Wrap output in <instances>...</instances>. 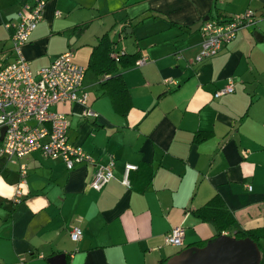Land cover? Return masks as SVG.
Listing matches in <instances>:
<instances>
[{
	"label": "crops",
	"instance_id": "1",
	"mask_svg": "<svg viewBox=\"0 0 264 264\" xmlns=\"http://www.w3.org/2000/svg\"><path fill=\"white\" fill-rule=\"evenodd\" d=\"M34 1L0 0V66L12 61L7 23ZM247 10L255 24L197 63L195 25ZM104 35L110 44L97 54L101 64L109 50L111 58L116 52L145 62L97 74L91 56ZM68 50L87 67V106L97 117L77 103L52 110L67 114L70 142L101 164L114 161V178L95 190L92 164L68 170L39 152L19 163L0 156V264H49L60 253L67 264H172L183 250L205 246L213 229L230 236L261 230L264 264V0H47L23 53L37 72ZM117 74L130 96L123 111L105 90ZM229 78L235 92L215 98ZM127 164L137 166L129 187L122 184ZM214 199L215 213L199 216ZM229 215L234 222L226 227ZM75 226L79 241L70 237ZM175 226L185 228L182 247L166 242Z\"/></svg>",
	"mask_w": 264,
	"mask_h": 264
},
{
	"label": "built area",
	"instance_id": "2",
	"mask_svg": "<svg viewBox=\"0 0 264 264\" xmlns=\"http://www.w3.org/2000/svg\"><path fill=\"white\" fill-rule=\"evenodd\" d=\"M46 1L25 3L19 11L18 20L7 23V27L13 31L10 49L12 61L0 66V156L18 162L31 153L39 152L47 158L61 159L68 170L79 164H92L95 171L90 187L101 190L114 178V161L101 164L81 145L70 142L67 114L52 110L56 104L77 103L85 106L87 117H97V112L87 106L88 95L84 90L87 67L74 62V52L68 50L49 65L34 72L23 53L32 33L43 19ZM255 22V13L251 10L225 19L209 18L204 21L200 27L202 41L195 57L196 62L202 63L218 55L237 37L240 30ZM119 57V53H112L115 60ZM144 62L145 58L137 64ZM235 85L236 80L229 78L225 86L214 92V97L234 93ZM3 129L5 132L1 140ZM136 169V165L125 166L123 185L130 186L129 173ZM27 174L26 164L20 162V184L26 182ZM248 188L252 187L249 185ZM16 195L18 198L24 196L21 186ZM82 236L80 227L71 229L70 237L73 241H79ZM184 237L185 228L175 226L166 235V242L182 247Z\"/></svg>",
	"mask_w": 264,
	"mask_h": 264
},
{
	"label": "water",
	"instance_id": "3",
	"mask_svg": "<svg viewBox=\"0 0 264 264\" xmlns=\"http://www.w3.org/2000/svg\"><path fill=\"white\" fill-rule=\"evenodd\" d=\"M210 16L204 17L195 26L200 28ZM5 129H3L1 140ZM203 247H189L172 260V264H260L258 244L251 238H236L228 234H218ZM49 264H67L66 254L60 253L48 260Z\"/></svg>",
	"mask_w": 264,
	"mask_h": 264
},
{
	"label": "trees",
	"instance_id": "4",
	"mask_svg": "<svg viewBox=\"0 0 264 264\" xmlns=\"http://www.w3.org/2000/svg\"><path fill=\"white\" fill-rule=\"evenodd\" d=\"M217 19H221V18H217ZM109 44H110L109 36L104 35L103 37H101L98 45L94 47V50L91 56L90 68L95 70L97 74L113 75V74H116L121 68H130L136 65V62L138 61V57L136 55H132V56L121 55L119 57L118 62H116L115 59L110 57L111 50L108 51L106 58H105V55L102 57V59L105 58V60L103 59L104 61L102 60L103 63L101 64L99 62V59L101 58H98L97 54L99 53L101 49H104L106 46H109ZM105 90L111 96L113 104L118 111H123V110L128 109L129 102H130V96L128 94L127 88L124 85L123 80L121 79L120 74L114 75L112 79L108 80L107 84H105ZM216 202H218V199H214L210 201L205 207H202L201 209H199L197 211V214L204 219H208V217H210V214L215 211L214 207H212V204ZM222 214H226V213L223 211L221 212L220 215ZM233 222H234L233 217L229 215L226 218V224L228 223L226 227H229ZM218 232H219L218 234H221V231H218ZM261 236H262L261 230H254V229L247 230V231H238L236 232V235H235L236 238H246V237L251 238L253 241H255L258 244L259 248L260 246L258 242ZM262 261H263V258H262Z\"/></svg>",
	"mask_w": 264,
	"mask_h": 264
}]
</instances>
